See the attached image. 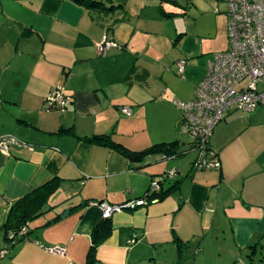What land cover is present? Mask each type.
Masks as SVG:
<instances>
[{
    "label": "crops",
    "instance_id": "obj_1",
    "mask_svg": "<svg viewBox=\"0 0 264 264\" xmlns=\"http://www.w3.org/2000/svg\"><path fill=\"white\" fill-rule=\"evenodd\" d=\"M113 1L121 6L109 12L72 0L0 1V138L13 136L27 145L0 151V228L17 200L52 183L51 215L35 226L37 241L28 245L36 254L64 247V256H49L74 264L77 254L88 253L101 219L94 203L141 199L162 175L159 164L170 161L179 174L166 188L177 181L179 187L159 202L113 215L96 264H144L152 259L149 247L136 251L144 238L150 246L175 247L178 241L176 259L189 250L193 264L264 259V139L236 142L254 122L263 125L261 109L231 110L216 127L210 144L219 153L220 170L193 169L196 158L182 159L192 150L177 159L152 155L131 165L117 151L85 140L112 135L132 152L188 144L181 140L174 101L194 100L213 54L229 48L226 0ZM105 34L121 49L102 56L97 45ZM179 60H186L183 74ZM57 88L68 99L64 110L46 104ZM65 217L70 230L54 238L45 223L65 226ZM131 237L138 242L127 250Z\"/></svg>",
    "mask_w": 264,
    "mask_h": 264
},
{
    "label": "built area",
    "instance_id": "obj_2",
    "mask_svg": "<svg viewBox=\"0 0 264 264\" xmlns=\"http://www.w3.org/2000/svg\"><path fill=\"white\" fill-rule=\"evenodd\" d=\"M226 3L229 48L213 54L208 62L207 74L196 89L194 100L174 101L180 112L179 133L191 138L189 143H192L193 151L198 153L194 162L196 170L221 169V162L210 142L216 127L231 110L251 114L264 109V0H226ZM118 49H121L120 45L108 34L97 45L102 56ZM186 65V60L178 61L180 74L184 73ZM67 100L62 90L57 88L49 94L46 104L49 109L64 110ZM122 112L128 117L132 114L127 107L122 108ZM13 146L27 145L13 136L0 138L2 153L8 154ZM177 172L172 169L153 180L149 195L161 190L160 180L173 178ZM94 205L99 208L102 218L111 219L117 213L146 206L147 200H131L121 205L98 202ZM45 250L54 255L66 254L64 247Z\"/></svg>",
    "mask_w": 264,
    "mask_h": 264
},
{
    "label": "trees",
    "instance_id": "obj_3",
    "mask_svg": "<svg viewBox=\"0 0 264 264\" xmlns=\"http://www.w3.org/2000/svg\"><path fill=\"white\" fill-rule=\"evenodd\" d=\"M79 5H83L84 7L88 8L89 10L95 11H103L109 12L113 9L118 8L121 4L114 5L112 2L113 0H72ZM110 4L111 6H108ZM85 140L91 144L113 149L123 155L125 158L129 160L132 164L141 162L145 158L152 156V155H160L162 156L163 160H170V159H177L181 156H184L189 151H193L192 143L183 144L180 141L172 142V143H162L153 145L144 151L141 152H132L126 149L120 143H117L113 140L112 135H94L90 138H85ZM182 144L186 145L188 148L181 149ZM219 161L221 162L219 153L216 152ZM195 162V161H194ZM194 169V163H193ZM133 170H139V168H133ZM177 170V169H176ZM196 170V169H195ZM178 171V170H177ZM202 171V170H196ZM179 172V171H178ZM173 177L167 180H173L178 176V173ZM164 173L160 176L162 177ZM159 177V178H160ZM155 180V179H154ZM167 180H160L159 183L161 185V190L154 194L149 195L150 186L145 193V195L141 199L147 200V205L153 204V202L161 201L164 198L168 197L173 190L177 189L180 185V181L174 183V185L166 188V181ZM153 181V180H152ZM169 184V183H168ZM52 183L39 187L33 190L28 195L24 196L23 198L17 200L10 208L6 221L4 225L0 228L2 232L3 239L5 243L12 244V247L22 246L25 240H31L30 237V227L29 223L33 220L43 216L47 212V208H45L49 197L53 194ZM54 186V185H53ZM146 205V206H147ZM26 230L23 232V230ZM113 225L111 219H104L101 217L99 222L93 228L91 234V246L86 256L85 264H95L98 260L97 258V250L101 244L107 240L112 233ZM9 246L7 245L6 248ZM181 251V247L179 248ZM1 250V252H3Z\"/></svg>",
    "mask_w": 264,
    "mask_h": 264
},
{
    "label": "rangeland",
    "instance_id": "obj_4",
    "mask_svg": "<svg viewBox=\"0 0 264 264\" xmlns=\"http://www.w3.org/2000/svg\"><path fill=\"white\" fill-rule=\"evenodd\" d=\"M1 1V0H0ZM111 1V0H109ZM105 3H107V0L105 1ZM108 6H111L110 4H108ZM1 12V11H0ZM0 16H2V14H0ZM0 22H2V19L0 17ZM259 113L264 114V109H261L258 111ZM238 115V114H236ZM238 116H241V114L239 113ZM240 118V117H239ZM263 125H259L257 122H254L253 125H251L250 127H248L247 132L242 136L237 138L236 142L239 141H248V142H256L259 140H263L264 139V122L262 123ZM181 136V140H183L184 142H191V138L189 137H184L182 135ZM198 153L196 151H191L190 153H188L186 156H184L182 159H185L187 156H192L194 158H197ZM170 161L167 162H162L160 165V167H158L157 169H160L161 171L159 172L160 174H165L168 171H171L172 169H176V167H172L171 165H169ZM158 165V166H159ZM155 179H158L157 177ZM176 178H174L173 180H175ZM169 181L171 180H167L165 185H168ZM51 202V201H50ZM49 205V203L46 204L45 208H47ZM68 212H63L62 216L67 214ZM51 215V213L47 212L46 214H44L43 216L33 220L31 223H29V227L30 229H32V233L30 234V239L31 240H25V242L23 243L22 246H16V247H12V244H8L5 243L3 240V236L2 233L0 231V264H64L63 262H61V259L59 258H51L52 253L48 254L49 252H46L45 254H36V252L33 250V248H31L28 243L30 242H35L37 241L36 239V234L35 232L37 231L35 226L45 222V220H47V218ZM65 217L63 224L65 226H61L58 228H52L53 227V222L52 221H47L45 224L46 226H48L47 228H45L46 230L49 229V231H52V233H55L54 238H56V233H66L70 230L71 226L69 221H66ZM57 225H61V224H57ZM110 239V237L105 240V242L103 244H101L99 246L98 249V254L99 257H103L102 255V251L100 250L101 246L105 245V243ZM143 240V239H142ZM138 241H136V239L134 237H131V239H129V242L126 246L127 250H131L132 247H134L136 245ZM141 244L142 246H139L137 248V253L143 252L144 249H150L151 252V260L150 258L148 259L149 261H146L144 264H165V263H170L175 261L176 264H193L194 263V258L191 254V251L187 250V252L184 250H182L180 253V255L177 256L176 259V246L178 241H176V243H174L176 246L173 247L170 243H165V244H156V245H149L148 241L144 238V240L142 241ZM9 246L8 248H6V246ZM187 245V244H186ZM41 246V245H40ZM56 247H51V249L57 248ZM50 248V247H48ZM3 252H1V250H3ZM106 250H103V252H105ZM189 253V256H188ZM264 254V252L262 253ZM172 255L175 256V258L172 259ZM60 256V255H59ZM86 256H87V252L83 255V254H77L75 256L74 259V264H85V260H86ZM264 257V255H263ZM257 258V257H256ZM176 259V260H175ZM244 260H247V258H244ZM201 264H203V261L200 260ZM252 262H254V264H264V259L261 260H253ZM97 263V262H96ZM95 263V264H96ZM207 263V262H206ZM209 263L211 264H216V261L210 260ZM248 264H252L251 261L247 260ZM70 264V263H67ZM102 264H112L111 262H106V260H104L102 262ZM218 264V263H217Z\"/></svg>",
    "mask_w": 264,
    "mask_h": 264
},
{
    "label": "water",
    "instance_id": "obj_5",
    "mask_svg": "<svg viewBox=\"0 0 264 264\" xmlns=\"http://www.w3.org/2000/svg\"><path fill=\"white\" fill-rule=\"evenodd\" d=\"M63 216H65V215H63Z\"/></svg>",
    "mask_w": 264,
    "mask_h": 264
}]
</instances>
